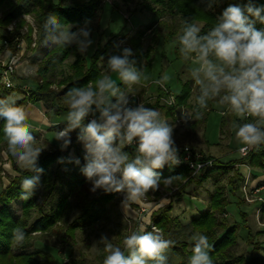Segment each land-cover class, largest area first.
I'll return each instance as SVG.
<instances>
[{
    "label": "clouds",
    "instance_id": "clouds-1",
    "mask_svg": "<svg viewBox=\"0 0 264 264\" xmlns=\"http://www.w3.org/2000/svg\"><path fill=\"white\" fill-rule=\"evenodd\" d=\"M215 2L207 0L205 11L212 9ZM257 22L264 25V5L248 0L243 7H226L207 32L202 33L195 20L185 18L176 40L181 59L191 64L189 71L194 91L198 92L193 111L181 113L180 120L188 124L192 119H202L210 101L224 110L222 115L231 114L240 121L252 118V122L234 120L231 124L237 142L245 146L241 151L264 145V28H257ZM88 23L71 31L69 25L65 27L55 14L49 13L44 22L45 44H74L83 55L93 43ZM132 55L131 49L124 48L120 55L109 56L95 81L67 91L66 124L55 135L63 151L72 142L71 134L78 130L77 141L85 151L81 172L91 182L90 191L124 193L123 208L160 187L162 176L157 170L180 163L173 126L155 108L144 103L132 106L134 86L149 79L143 67H136L135 61L129 59ZM170 79L165 74L154 83L163 87ZM89 115L94 118L85 124ZM0 119L4 121L8 152L20 168L34 173L20 182V199L27 201L40 187L43 169L37 167V162L44 148L36 146L28 113L13 96L0 98ZM133 145L134 155H130L125 149ZM69 162L79 165L80 159ZM163 179L171 185L174 177ZM25 239L21 229H13L12 242L16 246L22 247ZM190 239L195 243L188 264H213L208 237L196 233ZM100 243L107 253L103 264H168L166 253L174 241L166 239L159 228L147 231L141 227L123 239V249L103 235Z\"/></svg>",
    "mask_w": 264,
    "mask_h": 264
},
{
    "label": "rangeland",
    "instance_id": "rangeland-1",
    "mask_svg": "<svg viewBox=\"0 0 264 264\" xmlns=\"http://www.w3.org/2000/svg\"><path fill=\"white\" fill-rule=\"evenodd\" d=\"M137 1L101 0L99 7L94 11L93 17L88 21V27L91 29L90 39L93 41L92 45L83 55L78 50L73 51L65 62L58 66L57 77L69 70V66L74 62L77 55L82 56L88 62L95 48L103 46L107 41L112 43L111 45L115 49H119L120 54L124 48L131 49L133 55L129 59L135 61L136 67H138L136 62L139 61L140 65L138 68L142 67L145 60H147L146 54H149V57H151L149 82L134 86L136 95L132 99V104L144 103L147 107L159 110L162 117L174 128L173 138L179 152L183 147L187 146L192 154H198L201 158L210 159L212 166L207 168L209 170L218 172L223 164H230L232 161L243 158L239 153V148L244 145L238 147V144H234V142L230 146L228 145L231 134L230 125L234 120L238 123L252 122L251 118L240 121L231 114L222 115L223 109L212 106V110L204 111L203 118L195 125L196 130L193 134L190 132L191 127H189V124L194 119L190 120L188 124L181 123L185 125H178L175 123L174 116L168 117L164 115L163 110L166 107L159 101V96L162 94L157 90L158 85L154 81L161 79L165 74L169 75L171 79L163 88L174 96L179 93L181 85L188 84L190 90L186 100L187 106L184 109L186 113L192 112L195 107L197 91H194V81L189 71L191 64L183 60L177 61L174 58L173 46L162 41L165 37V32L161 29L162 25H172L174 24L173 22H177V18L164 16L157 19L151 12L139 10L136 4ZM21 18L24 20V25L20 29V35H15L11 41L0 39V75L7 68L10 60L14 61L12 74L9 76L12 85L7 87L0 80V98L8 97L9 92H17V98L20 99L29 97L33 88L31 77L35 76L38 65L45 55L56 47L45 44L46 32L41 27H38L32 13H24ZM69 26L71 31H77L81 28L73 29L72 25ZM15 27L16 21H13L7 27V31L13 32ZM29 29H31V44L27 48L24 36ZM1 34H4V32ZM138 38L140 39L138 40ZM4 41L6 45H4ZM138 42L141 44V53H138L134 46ZM9 52L11 53L10 55L8 54ZM106 55L102 56L103 60L100 58L98 63L101 72L107 62ZM29 70L31 71L29 72ZM113 78L116 79L118 84L119 79L115 74H113ZM36 83L37 85L41 84V80ZM61 89V85L57 82L50 86V90L57 94V97L61 94ZM40 105L46 110L48 118L60 116L61 120H65L67 112H59L56 107L58 104L53 102L52 97H48L47 101L40 103ZM90 117L94 118L89 115L85 119V124L90 121L88 120ZM65 124L66 121L60 124V129ZM31 132L36 137V146L44 148L42 153L49 151V142L60 147V142L55 139L57 130H53V132L44 131L43 135L32 130ZM206 140L212 145L208 146ZM79 145L82 144L79 143ZM68 156L71 160L77 158L73 150L69 151ZM84 164L83 154L80 164H75L74 168L81 171ZM55 166L56 163L51 165V168L54 169ZM176 166L179 165H173L170 168L172 169ZM17 167L22 170L16 159L8 152L5 138L0 139V192L13 182L14 178L19 177V173L16 171ZM235 172L243 178V181L238 182V189L233 191V187H227V179L233 176ZM192 175L193 173L191 172ZM184 176L173 179L171 185H166L164 179H162L158 189L149 190L144 194L145 200L139 198L136 201L127 203L124 208L122 206L124 193H105L101 189L93 193L90 191L91 182L87 181L85 177L82 189L67 196L61 203L62 206L60 204L61 213L57 220L50 226L44 225L45 227L41 231L32 232V225L30 224L33 220L41 216L42 213L49 212L51 206H54L52 203L55 195H52L51 192L56 189L55 186L45 184L40 180V187L34 193V202L29 207L30 214L25 222H23V200L19 198L5 204L14 223L13 229H21L25 233L26 239L24 245L18 247L12 242V234H10V253L9 255L0 256V264H103V259L107 253L104 251V244L100 243L102 235L110 239L114 246H119L123 249V239L132 232L138 231L141 227L147 231L149 229L151 231L152 226L158 228L153 218H150V214L157 208H162L161 210H163L169 200L173 202L170 214L178 219L179 227L174 231L172 240L174 244L171 246L170 253L166 255L168 264H182L181 259L174 255L181 253L185 244L187 245L185 248L187 252L192 250L194 241L190 237L196 232L193 231L190 221L192 216L198 214L196 211H189L186 206L183 208L181 201L175 203L178 194L177 187L185 179ZM220 184L226 186L228 206L224 213L219 214L217 212L216 216L219 220H226L228 228L234 225L238 226V238L234 246L231 247V252L248 256L251 248L245 244L247 230L254 233L262 232L258 237L260 242L258 244L264 246V220L259 217L261 212L259 204L264 203V196H262L264 194V170L236 164L224 175ZM213 187L214 183L211 181L197 185L193 180L185 184L182 199L184 195H188L194 202L208 208L209 201L206 200H208L209 192L213 190ZM63 191L67 192L68 190L63 189ZM158 198L160 199L156 202L155 200ZM237 198H242L244 207L255 205L253 214H250L249 208L247 209L248 214H246L244 226L240 225V215L236 207ZM92 201L97 202V206L101 205L99 207V218L88 224L79 221L78 225L72 227L73 221L81 213L84 204H90ZM144 205L148 208L151 207V210L140 218L138 217L139 209ZM220 230L219 227L216 229L218 235L221 233ZM172 248L176 252H173ZM261 252L264 253V251Z\"/></svg>",
    "mask_w": 264,
    "mask_h": 264
},
{
    "label": "trees",
    "instance_id": "trees-1",
    "mask_svg": "<svg viewBox=\"0 0 264 264\" xmlns=\"http://www.w3.org/2000/svg\"><path fill=\"white\" fill-rule=\"evenodd\" d=\"M125 1L132 2L133 0ZM206 2L207 0H205V2H202V0H138L136 4L139 10L151 12L157 19L164 16L177 18V22H173L174 24L172 25H162L161 29L165 32V37L162 41L171 44L173 46L174 58L177 61H182L176 40L185 18L190 21L195 20L201 25L202 33L207 32L214 26L216 19L222 14V11L226 7L233 4L243 7L248 3V0H216L212 9L205 11ZM100 3L101 0H56V2H54V0H0V39L11 41L15 35L19 36L20 29L24 25V20L21 18V15L29 12L33 14L36 24L42 29H44V22L49 13L55 14L58 17L59 22L65 27L72 25L73 29L80 28L85 25L86 21H89L93 17L94 11L99 7ZM253 3L257 6L264 5V0H253ZM13 21H16V27L13 32H8L7 27ZM256 27L264 28V25L257 22ZM2 32H4V34H1ZM30 33L31 29H29L24 36L27 48H29L31 44ZM139 39L140 38H138V40ZM138 43L134 46L138 50V53H141V44L140 42ZM111 44L112 43H108L107 41L103 46H97L89 57L88 62H86L82 56L77 55L74 62L69 66V70L66 73L60 74L58 77V66L63 64L73 51H77V47L76 45L68 47L56 46L45 55L38 65L35 76L31 77L33 88L30 91L29 97L21 99L17 98V92H9L8 96H13L16 99L17 105L23 107L26 104L45 102L48 97H52L53 102L58 104L56 106L58 111L67 112L68 109L64 104L67 91L73 87L86 86L89 82L95 81L101 73L98 63L102 56L104 57L107 54L106 58L108 59L111 55H120V50L115 49ZM146 57L147 60H145L142 67L149 77L151 57H149V54H146ZM136 64H138L139 67L140 62L138 61ZM38 80H41V84L39 85L36 83ZM55 82L62 87L61 94L58 97L57 94H54V92L50 90V86ZM118 84L121 87L123 86L120 81ZM157 90L160 92L159 87ZM189 90L190 88L188 87V84L181 85L179 93L175 96L177 108H185V106H187L186 100L189 96ZM212 106H214V102L210 101L209 107L206 111L212 110ZM189 108L192 109L191 106H189ZM163 111L164 115L168 117H173L176 113L174 107H166ZM199 121L200 119H194V121L189 124V127H191L190 132L193 134L196 130L195 125ZM223 123L224 120L222 116V124ZM3 125L4 121L3 119H0V139H4ZM53 129L58 131L60 130V126L57 125ZM77 132L78 130L73 132L74 134L71 136L72 142L67 149L62 151L61 147L50 145L49 151L42 153L38 158L37 167L43 169V172L40 174V180L45 184L55 186L56 189H53V192L51 193L52 195L54 194L56 198L54 197L52 203L54 206H51L49 212L42 213L41 216L35 218L30 224L32 225V232L41 231L45 226L53 224L61 213V203L67 196L80 191L85 183V176L81 171L74 168L75 164L69 162L71 159L68 156L69 151L73 150L77 158L82 160L83 153L80 149L79 142L77 141ZM125 151H128L130 155H134V150L130 148H126ZM60 158H63L62 163L59 162ZM54 163H56V166L52 169L51 165ZM236 164L264 170V145L260 146L258 149L251 148L250 151L239 160L232 161L230 164H223L220 168L222 171L219 170L221 172L206 169L199 174L191 176V171L183 165L176 166L172 169L170 166L166 165L163 169L157 171L161 173V180L164 177H174V179H176L186 174L184 176L185 179L177 187L178 194L175 203L181 201L185 184L190 183L193 180L197 185H201L206 181L214 183L213 190L209 192L208 208L203 207V205L201 208L197 207L198 204L190 198L187 201V209L195 210L198 213L196 216H192L190 225L193 231L208 237V242L212 246L209 249V255L213 260V264H264V253L261 252L264 251V246L258 244L260 243L258 237L262 232L254 233L248 230L245 244L251 248L250 253L248 256L234 254L231 252V247L234 246L238 238V226L234 225L228 228L225 222L226 220H219L216 216L218 213H224L228 206L226 186L220 184V182L229 169H232ZM16 171L19 173V177L14 178L12 180L13 182L0 192V256L9 255L10 253V234H12L14 227V223L9 216L5 204L20 198V182L34 174L27 172L24 169L20 170L18 167ZM242 181L243 178L235 172L233 176L227 179V187H233V191H236L238 189L237 183ZM63 189L68 191H63ZM34 196L35 194L29 200L24 201L23 222L27 220L28 215L30 214L29 207L34 202ZM160 198L155 201L157 202ZM237 199L236 207L238 209L237 212L240 215V225L244 226L246 219V213L243 211L244 201L242 198ZM171 201L172 200H169V202L163 207V210H161L162 208H157L152 211L150 218H153L154 223L163 232L166 239L173 240L174 231L179 227V222L176 217L170 214L173 205V202ZM96 204L97 202L94 201L90 204H84L81 213L73 221L72 227L78 225L77 223H79V221L88 224L97 220L99 218V207L101 205L99 204L97 206ZM259 206L261 208L259 217L261 220H264V203L259 204ZM218 227L221 229L219 235L216 232ZM186 247L187 245L185 244L184 250H182L181 253L179 252L174 255L181 259L182 264H188L189 257L192 255V250L187 252L185 250ZM170 249L171 247L166 254L170 253ZM172 250L173 252H176L174 248H172Z\"/></svg>",
    "mask_w": 264,
    "mask_h": 264
},
{
    "label": "built area",
    "instance_id": "built-area-1",
    "mask_svg": "<svg viewBox=\"0 0 264 264\" xmlns=\"http://www.w3.org/2000/svg\"><path fill=\"white\" fill-rule=\"evenodd\" d=\"M3 43H4V45H6L5 41ZM12 65H13V62H12V60H10L7 68L4 69L3 73L0 75V80L3 81V83L7 87L12 85L10 80H9V76H11V74H12ZM158 87L160 88V93L162 94L161 96H159V101L162 102V104L165 107L176 108V111H175L176 113L174 114L175 123H177L178 125H185V124H181L183 122L180 120V116H181V113H186V110L184 108H177L176 107L175 96L172 93L167 92L160 85H158ZM136 105L132 104V106H136ZM91 119H93V118L90 117L88 120H91ZM244 147L245 146H243L241 148H244ZM127 148L134 150L135 145L127 147ZM241 148H239V153L242 156H245L248 153L249 148H247L245 151H241ZM179 158H180V163L178 165H183V166L189 168L191 170V172L193 173V175H196L199 172L204 171L207 168H210L212 166V161L210 159L201 158L200 155H198V154H192L190 148H188L187 146L183 147L182 150L179 152ZM123 198H124V195H123ZM141 198H142V200H145L144 196ZM150 210H151V207L148 208L145 205L142 206L139 209V216L138 217L141 218L147 211H150ZM152 228H153V226H152Z\"/></svg>",
    "mask_w": 264,
    "mask_h": 264
},
{
    "label": "crops",
    "instance_id": "crops-1",
    "mask_svg": "<svg viewBox=\"0 0 264 264\" xmlns=\"http://www.w3.org/2000/svg\"><path fill=\"white\" fill-rule=\"evenodd\" d=\"M40 103H43V102H38L36 104H26L24 106V108L28 113V121L27 122L30 125V131L32 130V131L37 132V133L39 132V133H42L41 135H43L44 131L53 132V130H54L53 128L55 126H57V125L60 126V124H63L66 120H61L59 118L60 116H55V117L51 116L52 117L51 119L48 118L46 116V110L43 108L42 105H40ZM230 133L231 134H230V138H229L230 140H228V145L230 146L232 144V142H234V144H238V147L241 146V144H239L235 138V133L232 130L231 125H230ZM219 138H220V136H219ZM206 142H207L208 146L212 145L207 140H206ZM49 144L52 145L50 142H49ZM79 146H80L82 153L85 155L83 145H79ZM262 196H264V194H262ZM188 200H189L188 195H184L183 199L181 200V204L183 205V208H185V206L186 207L188 206V202H187ZM206 201H208V200H206ZM197 204H198L197 207H200V208L202 207V205H200L199 203H197ZM254 207H255V205L245 206L243 209H244L246 214H248V210H250V214H253L254 213V211H253ZM189 211L192 212L195 210L189 209ZM247 217H248V215H247Z\"/></svg>",
    "mask_w": 264,
    "mask_h": 264
}]
</instances>
